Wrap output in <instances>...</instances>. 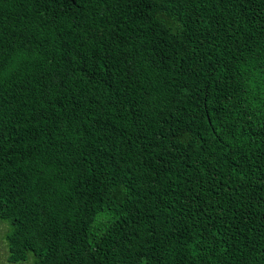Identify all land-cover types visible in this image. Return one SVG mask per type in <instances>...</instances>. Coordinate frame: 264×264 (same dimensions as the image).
I'll return each instance as SVG.
<instances>
[{
  "label": "trees",
  "instance_id": "obj_1",
  "mask_svg": "<svg viewBox=\"0 0 264 264\" xmlns=\"http://www.w3.org/2000/svg\"><path fill=\"white\" fill-rule=\"evenodd\" d=\"M10 264H264V0H0Z\"/></svg>",
  "mask_w": 264,
  "mask_h": 264
},
{
  "label": "rangeland",
  "instance_id": "obj_2",
  "mask_svg": "<svg viewBox=\"0 0 264 264\" xmlns=\"http://www.w3.org/2000/svg\"><path fill=\"white\" fill-rule=\"evenodd\" d=\"M4 241L0 240V264H10L7 261L8 251L6 245L3 244Z\"/></svg>",
  "mask_w": 264,
  "mask_h": 264
}]
</instances>
